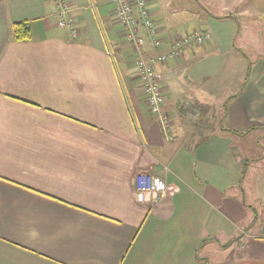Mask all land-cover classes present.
Instances as JSON below:
<instances>
[{
  "label": "crops",
  "instance_id": "obj_1",
  "mask_svg": "<svg viewBox=\"0 0 264 264\" xmlns=\"http://www.w3.org/2000/svg\"><path fill=\"white\" fill-rule=\"evenodd\" d=\"M67 1L77 38L58 27L54 0H0V264H264V129L252 131L264 127V63L252 67L224 121L226 129L251 132L213 130L225 64L231 59L241 76L247 69L244 55L233 54L237 19L208 11L172 17L163 2L148 0L162 37L198 27L212 33L210 43L156 67L168 140L136 89L143 91L136 57L112 1ZM21 22L30 27L28 41L14 38ZM151 53L147 45L144 55ZM208 110L212 122L200 123ZM191 116L199 130L191 135L199 137L185 144L178 139ZM247 140L258 155L246 150L242 168L235 150ZM139 171L162 180L165 196L139 204ZM232 179L235 198L224 192ZM221 200L229 218L215 210ZM235 219L243 234L224 249L236 238L215 235ZM208 246L214 258L200 262L198 250Z\"/></svg>",
  "mask_w": 264,
  "mask_h": 264
},
{
  "label": "built area",
  "instance_id": "obj_2",
  "mask_svg": "<svg viewBox=\"0 0 264 264\" xmlns=\"http://www.w3.org/2000/svg\"><path fill=\"white\" fill-rule=\"evenodd\" d=\"M111 1L116 23L122 28L126 43L134 51L136 76L143 87L148 109L158 117L164 135L171 140L173 136L171 121L163 110L165 104L164 75L156 67L179 58L184 50L202 45L210 39V35L204 29L199 28L176 38L162 37L152 18L148 0ZM54 2L58 27L68 31L72 38H77L78 25L72 16L68 1L54 0ZM147 45L152 50L149 57L144 55ZM166 193L165 183L158 180L150 171H139L136 174L135 197L139 204L154 203Z\"/></svg>",
  "mask_w": 264,
  "mask_h": 264
},
{
  "label": "rangeland",
  "instance_id": "obj_3",
  "mask_svg": "<svg viewBox=\"0 0 264 264\" xmlns=\"http://www.w3.org/2000/svg\"><path fill=\"white\" fill-rule=\"evenodd\" d=\"M159 2H163L165 4V8H166L165 10L168 11V13L172 14V12L170 11H173L174 15H172V17L175 16L176 14L179 17L193 19L197 17L199 18V16H205L207 14L206 11H208V12H213V13L215 12V14L217 15H223L222 17L237 19L238 32L235 37V46H236V51L238 53L235 50H233V54L236 56L237 55L239 56V53L244 54V56L243 55L241 56H243L247 61L246 68L248 67L249 64L251 65V67H253L254 65H257L258 63H264V0H159ZM113 24L116 25V23H113ZM198 28H201V27H198ZM117 29L119 31L118 27ZM203 29L207 31L206 33L210 35V39L206 40V42L202 44V45H205V44L210 43L212 39V33L208 29H205V28ZM202 45L196 46L193 49H196ZM193 49L184 50L182 55L185 52L191 51ZM228 59L230 58L228 57ZM229 67L231 68L227 69ZM237 70H239L238 67L234 65V63L230 59V63L225 64L224 73H222L223 79L222 80L219 79V82H217V85L218 86L220 85V89L216 91V97L214 99V104L212 106L213 110H215L214 111L215 112V119H214L215 129H213L215 132L219 130L218 122H219L220 117L223 114L224 101L228 97L236 94L239 91V87L242 83V80L244 79L245 74H242L241 76V72ZM139 85L140 84H138L136 89L140 91V95L141 93L144 95V92L142 91V88ZM211 112H212L211 110H208V112H206L205 118L202 119L203 121H201L200 123L205 122L206 119H210L209 121L212 122L211 120L213 119L211 118L210 115L213 113ZM189 119L190 120L188 121L186 120V122H184L183 130L182 132H180L181 140L178 139V141L183 142V143L186 140H188L187 143H190L191 138H193L194 140L195 138L199 137L197 135L195 137L191 135V133H194V132L197 133L196 131H199V130L195 128L197 130L194 131L195 121L194 120L192 121L193 119L192 116ZM200 130L202 132H212L213 131V130H210L207 126L206 127L204 126ZM236 140L238 141L237 138ZM250 141L251 140H247L243 142V144L238 143L236 145L235 156H236L238 163L242 165V168L246 161L245 157L248 158V155H249L248 153L250 154L252 153V155H249V157H252V158L258 155V152H254L253 150L249 149L251 145L249 143ZM239 144L242 145V147H240ZM252 144H253V141H252ZM258 144L264 145V137L259 139ZM246 150H249L247 151L248 153L245 152ZM239 178L237 177V180ZM232 182L233 183H230V189H228V186H226V191H224V185L221 182H214L215 184L212 182L210 185L212 187L218 188V190L220 191L226 192L227 195H230V197L235 198L236 197L235 191L237 190L238 192L237 194H239V191H238L239 187H236L238 183L234 184L235 182L234 179H232ZM246 186L247 188L250 187L248 184ZM237 196H238L237 201L240 202L241 197H239V195ZM242 202L244 203L243 199H242ZM222 204H223L222 200L219 203H216L215 210L224 214L225 218H229L224 213L226 212V208L224 209L225 210L224 211ZM233 222L226 223L227 225L226 224L224 225L226 227L225 231L216 233L215 236L216 238H218V240L224 242L232 238H237L241 234H243V228H242L243 222L236 221V219L233 220ZM236 225L240 227V230L237 229ZM211 247L212 246H208V247L200 248L198 250L197 258L198 257L200 258V262L202 261V259H213L214 258L213 249H211Z\"/></svg>",
  "mask_w": 264,
  "mask_h": 264
},
{
  "label": "trees",
  "instance_id": "obj_4",
  "mask_svg": "<svg viewBox=\"0 0 264 264\" xmlns=\"http://www.w3.org/2000/svg\"><path fill=\"white\" fill-rule=\"evenodd\" d=\"M13 33H14V38H15L16 41H28V40L31 39V30H30V27L28 26V24L26 22H21V23H15V24H13ZM251 70H252V67L249 64L248 67H247V69H246L244 79H243V81H242V83H241V85L239 87V91L236 94L228 97L224 101V104H223V114L220 117L219 122H218V124H219V131L222 132V133H226V134H229L230 136H234V137H236V136L244 137V136H247L251 132V131L250 132L248 131L246 133H240L238 131H235V130H232V129L231 130L230 129H226L224 127V121L226 119L228 106H229V104H230V102L232 100H234L235 98H237L239 96L240 92L247 85V83L249 81V78H250V75H251ZM198 106H199V109L202 110L203 106H201V105H198ZM201 110H199V111H201ZM256 129H264V127H255V128L252 129V131L253 130H256ZM208 138H210V136H208L205 140H207ZM240 238L241 237H238V238H236L234 240H231L230 242L222 245V248L227 249V248L231 247Z\"/></svg>",
  "mask_w": 264,
  "mask_h": 264
}]
</instances>
